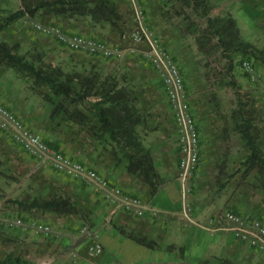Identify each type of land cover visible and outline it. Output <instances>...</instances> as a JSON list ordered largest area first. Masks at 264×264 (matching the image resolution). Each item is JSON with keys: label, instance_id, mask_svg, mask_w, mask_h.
Instances as JSON below:
<instances>
[{"label": "rangeland", "instance_id": "1", "mask_svg": "<svg viewBox=\"0 0 264 264\" xmlns=\"http://www.w3.org/2000/svg\"><path fill=\"white\" fill-rule=\"evenodd\" d=\"M103 1L112 9L107 17L100 11L92 12L93 0H81L89 10L86 14H77L66 5L41 10L34 17H23L4 28L0 42L7 43L13 52L33 64L59 72L61 79L71 81L79 91L121 94L130 109L140 147L148 150L160 175L157 190L164 183L170 187L177 183V193L173 194L178 201L173 203L177 214L164 218L184 226L185 235L171 232L177 234L171 264H181L185 246L182 264H264L262 253L235 241L231 233L203 232L182 216L173 117L164 88L150 64L128 52H123L120 59L72 53L34 29L35 24L57 26L67 33L100 40L111 48L130 47L127 35L135 22L129 1ZM136 1L148 31L178 68L199 128L200 159L185 197L189 217L206 226L210 218L234 210L264 224V179L256 169L242 165L247 151L239 134L237 108L245 105L253 123V136L264 155V0H207L205 9L193 8L188 0ZM20 5L21 0H0V23ZM207 18L216 22L231 20L238 33L233 41L251 50V57L238 51L239 47L223 53L207 27ZM245 60L252 65L254 80L241 68ZM93 98L70 104L52 96L44 87L32 90L13 69L0 65V103L65 155L108 180L121 169L122 176H127L125 158L92 117ZM129 178L132 186L119 184L133 188L130 194L147 205L148 187L136 177ZM52 197L68 198L75 213L25 210L15 204L18 200ZM148 211L154 216V209ZM109 212L90 185L56 173L48 164L23 153L0 132V257L11 253L35 264H75L78 254L83 253V248L79 249L85 240L79 232L82 227L95 233L99 229L104 231L106 226L121 227L139 235L149 230L144 215L135 217L119 212L126 216L114 217L116 213L111 216ZM16 219L21 225H10ZM34 225L50 226L51 235L36 232ZM170 227H166L167 233ZM193 229L201 230L204 236L189 237ZM219 239L225 240V247H195V240L206 246ZM166 247L161 244L158 248Z\"/></svg>", "mask_w": 264, "mask_h": 264}, {"label": "built area", "instance_id": "2", "mask_svg": "<svg viewBox=\"0 0 264 264\" xmlns=\"http://www.w3.org/2000/svg\"><path fill=\"white\" fill-rule=\"evenodd\" d=\"M128 1L131 5L135 25L127 35L131 46L124 50L111 48L100 40L78 33H67L57 26L35 24L34 29L44 36L53 38L72 53L104 59H120L123 52H128L130 55H137L148 62L160 79L173 117L182 216L188 222L210 233L216 231L231 233L235 241L262 253L264 258V224L259 220L230 210L210 218L208 226L199 224L189 217L185 197L188 193V183L193 177L200 159L199 132L177 66L162 51L157 40L148 31L143 12L137 1ZM241 68L251 80L255 79L249 61H243ZM0 132L6 134L12 144L23 153L48 164L56 173L90 185L110 209V215L123 212L135 217H142L149 210L138 197L114 185L94 169L64 155L47 144L38 131L29 128L2 103H0ZM13 224L21 225V222L16 219L10 222V225ZM34 229L43 236H49L52 233L51 227L47 225H34ZM79 232L87 240L86 254L89 257L101 255L103 246L98 240L97 234L86 227H82Z\"/></svg>", "mask_w": 264, "mask_h": 264}, {"label": "trees", "instance_id": "3", "mask_svg": "<svg viewBox=\"0 0 264 264\" xmlns=\"http://www.w3.org/2000/svg\"><path fill=\"white\" fill-rule=\"evenodd\" d=\"M188 1L192 4L193 8L205 9L207 4V0ZM93 3L94 10L92 12L95 13L96 11H100L101 15L104 17L111 14L112 9L107 6L103 0H93ZM61 5H66L67 7H70L67 9H74L73 11L75 13L81 15L86 14L89 11L87 6H85L81 0H21L20 7L3 18L0 23V32L23 17H34L41 10L53 9ZM206 23L207 27L212 31V35L217 41L218 47L223 53L236 51L239 47L238 51L246 53L247 58L251 57V55H249L252 53L251 50H248L245 46H240V43L235 44V41H233L238 33L231 20L226 19L221 22H216V20L207 18ZM229 35L231 37L227 38ZM0 65L13 69L25 83L28 82L30 84L32 90L44 87L52 96L61 97L70 104H81L89 97L95 96L90 102L93 119L122 153V156L126 160L125 171L127 175L130 177H136L145 184L148 187L150 197L155 195L158 191L157 179L160 175L154 168L148 150H143L140 147L141 144L135 132L134 125L131 122L130 109L123 102V99L120 97L121 94L119 95L116 92L109 91H101L99 93H92L90 90L79 91L74 87L71 81L61 79L59 72L47 70L43 66L33 64L23 56L13 52L12 47L5 42H0ZM238 103H240V101ZM237 108L240 118L239 134L243 141V146L247 151L246 158L242 165H246L248 169H256L258 174L264 179V155L253 136V123L251 117L248 115L245 105H239ZM197 130L199 132L198 126ZM46 143L63 153L50 142L46 141ZM15 204L25 210L40 209L64 215L75 213L74 205H72L68 198L64 197L32 199L28 201L18 200ZM230 211L236 212L234 210ZM116 229L120 234L139 245L147 248H153L155 246V243L152 240L148 239L146 236L136 234L133 230H127L121 227ZM171 248H173V246H171ZM0 264L35 263L21 256L5 253L0 257Z\"/></svg>", "mask_w": 264, "mask_h": 264}, {"label": "crops", "instance_id": "4", "mask_svg": "<svg viewBox=\"0 0 264 264\" xmlns=\"http://www.w3.org/2000/svg\"><path fill=\"white\" fill-rule=\"evenodd\" d=\"M120 171L122 172V169ZM121 172L116 173L115 171V173L111 175L112 180L109 181H111L114 185L120 187L121 189L127 192L133 191V188L129 186L125 187L119 184V183L121 184L126 183L127 185L132 186L129 175L127 176L125 175L126 176L125 177L123 174L122 176ZM177 190H178L177 183L173 185L171 184V187L168 185V183H164L161 186V188H159V190L155 193V195L150 197L146 202L147 203L146 206L148 208L154 209L155 214L153 213L154 216H152L148 210L144 213V217H146V222L149 224V230H147L146 233H143V235L155 243V246L153 248H147L145 246L139 245L136 242L120 234L117 229L106 226L104 228V231L100 229L98 231L95 230L98 240L103 246L102 254L94 259H90L89 256H86L87 240L85 237L81 236L85 239L79 248V249L83 248V253H80V255L78 254V258L76 259L78 262H75V264H150V261L152 260L157 261L155 262V264H171L172 260H174V256L172 255V252L175 251L174 250L175 247L171 248V246L174 245V240H175L174 238L177 234L182 235L185 232L184 226L179 227V224L176 223L175 221L172 223L166 222L164 218L165 216L172 218V214L174 213L177 214L175 210L177 208H173V203L178 202L177 198L173 199V194L175 192L177 193ZM170 204H171V210H170ZM119 215H124V214L116 213L114 217ZM179 219L181 220L182 218L180 217ZM169 224L171 225V227L169 228V233H167L166 227ZM205 224L206 226H208L209 222L207 221L205 222ZM174 230H175L174 233L177 234L172 235L171 232H173ZM133 231L136 233L135 230ZM191 231L192 232L189 234V237L194 236L197 239H199V237L201 238L202 236H204L203 232H208L206 230H203L202 232L201 230H196V229H193ZM219 232L220 231H216L215 234ZM195 241H196L195 247H197L200 244L198 250H200V248H204L207 246L213 247L212 249H214L215 247H219V248H222L223 246L225 247L224 245L225 240L223 242L219 239L216 240L214 243L206 246H204L205 245L204 243H199L198 240ZM161 244L167 245L165 250L158 248ZM188 245L190 244L188 243ZM185 251H186V246L184 249L182 248L181 251L182 252L181 261H180L181 264L183 263V257ZM202 257L205 258V256ZM199 259H201V257Z\"/></svg>", "mask_w": 264, "mask_h": 264}]
</instances>
